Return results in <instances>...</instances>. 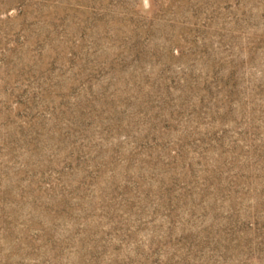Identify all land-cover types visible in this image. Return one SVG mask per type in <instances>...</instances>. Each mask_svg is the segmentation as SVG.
Instances as JSON below:
<instances>
[{"label": "rangeland", "instance_id": "374dc122", "mask_svg": "<svg viewBox=\"0 0 264 264\" xmlns=\"http://www.w3.org/2000/svg\"><path fill=\"white\" fill-rule=\"evenodd\" d=\"M0 264H264V0H0Z\"/></svg>", "mask_w": 264, "mask_h": 264}]
</instances>
